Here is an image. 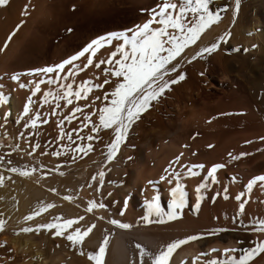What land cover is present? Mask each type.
<instances>
[{"label": "bare ground", "instance_id": "1", "mask_svg": "<svg viewBox=\"0 0 264 264\" xmlns=\"http://www.w3.org/2000/svg\"><path fill=\"white\" fill-rule=\"evenodd\" d=\"M217 8L222 9L219 12L220 19L206 28L197 42L189 45L181 57L177 58L181 63L177 73H185L183 94L179 95L177 92L178 94L168 96L167 89L158 100L152 101L151 107L143 111L132 124L111 161L105 162V145L110 143L113 137L111 130L104 129L99 130V139L89 142L93 150L84 154L85 156H81L75 149L74 152L78 154L75 159L63 163L59 162L62 150L56 151L60 153L56 156H53L51 151L45 154L47 146L45 147V144L40 142V137L30 130L34 128L39 131V116L44 115V118L56 108L53 105L55 100L52 99L59 88H43V93L51 91L52 95L44 103H41L40 97L30 99L29 113L23 112V106L29 97L30 88L11 86L7 89L9 101L6 106L11 117L8 124L0 121V141L4 144L9 142L15 148L19 146L21 151L12 156L0 157V218L5 221L0 236L5 235L9 240L14 254L0 264H94L87 254L98 249L104 236H108V241L102 264H140L136 244L155 252L173 239L193 234H197L198 239L179 246L169 257V264H193L194 256L195 264H204L206 259L222 258L224 248L236 249L232 254L239 256L240 249L254 247V241L264 239V233L251 231L250 223L257 218L264 219V186L257 182L251 189L246 187L248 180L253 176L264 174V168L260 171L264 162L254 166L255 173L247 175L243 172L246 171L244 167L251 166L248 162L264 158V140H261V137H264V126L255 125L256 127L242 130L228 129L216 134L208 133V127L207 132L202 131V134L187 129L192 122L214 126L219 125L220 119H227L230 114L246 115V110H251L246 109L247 105L244 106L248 100L246 97L254 100L257 110L264 112V94L260 97L259 93V88H264V0H239L238 6L235 0L212 1L211 10L216 11ZM3 27L0 28V36L5 31L3 29H6ZM7 32L3 37H6L4 35ZM226 33L230 35L220 42L215 51L185 62L201 47ZM16 42L18 41L15 38L10 39L9 47L16 48ZM7 48L12 54L13 49ZM6 50L2 55L8 54ZM7 56L3 59H7ZM174 75L168 73V76L173 78ZM61 80L63 83L64 77H61ZM71 81L68 82L72 83ZM189 88L192 92L188 91ZM244 100L246 102L243 104ZM257 112L259 114V111ZM226 116L227 118H224ZM32 117H36L35 126L29 124L28 128H25L24 124ZM93 120H97L96 113ZM235 140H246L249 143L244 149H240L238 144L233 142ZM201 141L216 142L210 152L219 154L217 161L200 158L201 161L196 164H203L204 168L196 170L199 173L197 176L185 175L184 168L176 170V167L189 159L188 148ZM33 145L38 146L35 155L31 153ZM238 150L247 155L231 159L229 153L238 156ZM159 153L163 154L157 158ZM180 153L183 154L180 160L174 161L173 157ZM214 163L223 164L224 167L214 173L215 181L210 178L205 180L207 169ZM11 168L17 171H9ZM70 170H74V174L86 170L87 175L76 179ZM100 171L104 172L102 184L98 175ZM21 172L28 174L21 175ZM173 172L180 174L181 183L187 193L184 207L176 210L180 216L164 222L155 221L156 217L154 220L150 217V222H145L147 202L154 195L158 197L160 207L167 212L171 199L169 190L175 183ZM94 175L96 179H92ZM161 175L165 176V180H160ZM169 177L172 178V184L168 183ZM149 181L153 183L149 184ZM198 183H204L206 186L201 190V203L197 211L193 212L192 205L196 196L194 189ZM98 185L105 186L103 192L96 191ZM104 192L107 197L103 196ZM237 195L241 196L239 201L236 199ZM65 196H71L72 199L65 200ZM89 199L105 203L106 207L99 210L93 208L88 212L86 208ZM219 201L226 205L230 202L232 205H239L248 201L250 206L246 208L251 210H247V215L244 214V220L243 213L229 206L231 209L227 210L232 211L228 214L225 210L227 213L224 214L229 215L225 219L221 211L216 209ZM38 202L52 203L54 207L34 216L32 220L25 221L23 217L37 208ZM201 204L204 205L203 209ZM233 210L235 215L230 216ZM56 215L62 218L83 217L78 226L94 223L95 227L79 245H72L63 236H52L54 229L33 230L28 233L20 231L25 226L34 227L36 224L50 222L51 217ZM111 219H118L130 227L125 229L112 225ZM11 232H14V237ZM212 248L217 251H209ZM200 253L204 255L200 256ZM248 264H264V252L257 253Z\"/></svg>", "mask_w": 264, "mask_h": 264}, {"label": "snow or ice", "instance_id": "2", "mask_svg": "<svg viewBox=\"0 0 264 264\" xmlns=\"http://www.w3.org/2000/svg\"><path fill=\"white\" fill-rule=\"evenodd\" d=\"M7 3V0H0V5ZM212 0H162L157 4L154 9L148 10V19L142 24L134 26L132 29H125L121 31H110L103 35L96 36L89 43L85 44L82 48L76 51L73 55L61 60L54 65L45 66L43 68H33L29 70V74L36 73L38 76L42 74H51L47 78V84L52 85L54 82H59L61 77H64V82L60 83V87L54 97L56 100H63L66 104H71L72 101L69 97H73L79 101L82 97L87 98L91 87L96 89H102L101 95L103 97V103L96 109L93 105L92 111L96 113L97 120L90 118V113H83V124L86 127L91 124L90 133L86 138L79 137L82 140L87 139L92 141L93 139H99V130H111V142L106 144V160L111 161L119 145L124 141L128 130L132 124L139 118V115L151 107V102L158 100V98L169 89L170 85H174L177 82L185 78V73L180 71L177 73V69L181 67L180 61L177 59L181 57V54L189 45H193L197 42L201 33L205 31L213 22L220 19L219 12L222 10L217 8L216 11L211 10ZM236 6L239 4V0H235ZM26 7V6H25ZM227 8V5L224 6ZM142 11H144L142 9ZM233 16H235V8L233 10ZM17 28L20 27L18 24ZM69 31H71L69 29ZM11 33L8 36V40L11 39ZM230 33L219 36L214 42L208 44L205 47H201L185 62L195 60L197 57H201L204 53H212L215 51L221 41L225 40L226 36ZM115 41L114 49L105 57L99 60H94V54L97 53L104 45H112ZM7 43V40L5 41ZM2 50V49H0ZM246 51V49H245ZM85 58L82 64L77 63L79 58ZM102 65H108L103 67V80L102 82H93L92 78L82 80L79 84L69 83L77 72H81L88 69L89 66H93L95 69H101ZM67 66V68H65ZM63 70V71H62ZM168 73L175 74L174 78L168 76ZM203 75V73H201ZM53 77L56 78L54 81ZM112 78H115L114 80ZM12 80H18V74H12ZM112 84L110 89H106V86ZM20 87H24L23 84ZM41 90V80L37 79L35 86L31 89V92L36 93ZM52 95L51 91H45L43 96L40 97L41 103L47 101V98ZM96 100L101 97H96ZM0 103H7L5 97L0 95ZM30 103V101H29ZM29 103H25L23 106V112L29 113ZM88 107V105H85ZM81 109L78 106L71 108V114L65 115L64 120L72 118V114L80 112ZM5 117L8 113L3 114ZM36 117H32L28 123L24 124L25 128H28L29 124L35 126ZM63 123V121H61ZM75 131H79L76 129ZM264 140V137H261ZM249 143V141H245ZM37 145H33L32 148L35 151ZM209 148L212 145H208ZM77 152H88L93 150L91 143H80L75 146ZM195 154V153H193ZM53 156L60 155V153L52 152ZM183 154L180 153L173 157L174 161H179ZM247 153L241 152L238 156H234L229 153L231 159L235 160L239 157H243ZM180 168L185 169V175L197 176L199 173L197 169L204 168L203 164L185 165L180 164ZM223 164L214 163L207 169V176L205 180H216L215 172L217 169L223 168ZM9 171H17L15 168L9 169ZM167 172V169L165 170ZM27 172H21V175H27ZM100 177V183H103L104 172L98 173ZM175 176L174 186L170 187L171 199L168 203L167 212H165L158 203V197L153 196L150 201L147 202L148 212L145 214V222L149 221V215L155 213L160 217V222H164V219L174 220L180 216L177 209H182L185 205L187 193L185 186L181 183L180 174L173 172ZM2 179V178H0ZM92 179H96L94 175ZM160 180H165V176L161 175ZM260 182L261 186H264V174L253 176L248 180L246 187H251ZM152 184V181L148 182ZM168 183L172 184V178L169 177ZM206 185L204 183H198L194 189L195 203L192 205L193 212L197 211L198 206L201 203L202 196L201 190ZM99 185L96 191L99 192ZM55 191V189H51ZM227 198V197H225ZM65 200H71V196H65ZM239 201L240 195L236 196ZM52 203L38 202L37 208H34L29 215L23 217L25 221L32 220L34 216H37L47 209L53 208ZM106 205L101 202H94L89 199L87 201L86 211L91 212L93 208L102 209ZM245 205L241 203L239 205L240 210H243ZM123 214V210H121ZM83 217L75 218H62L60 215L51 217L50 222L43 224H36L34 227L25 226L20 229L21 232L28 233L33 230L39 231L44 229H54L51 232L52 236H63L72 245H79L85 237L89 235L92 229L95 227L94 223L87 226H78V222L82 221ZM112 225H117L120 228H129L130 225L122 223L118 219H111ZM252 224L251 231L257 233H264V219L257 218L250 221ZM5 221L0 218V230L3 229ZM243 228L244 225L242 224ZM218 231V230H217ZM198 239L197 234L186 235L183 238L173 239L166 245L161 246L158 251L150 252L142 247L140 244H136L138 255L140 257V264H169V257L171 254L181 245L190 241ZM108 236H104L103 240L99 243L98 249L88 252L87 256L94 264H102L106 242ZM254 247L240 249V255L235 256L232 253L236 251L233 248H224L222 250L224 256L214 257L204 260V264H248V261L252 260L257 253L264 252V239L254 241ZM211 252L217 251V249H209ZM203 256V253L199 254ZM193 264H195L196 257L193 258Z\"/></svg>", "mask_w": 264, "mask_h": 264}, {"label": "rangeland", "instance_id": "3", "mask_svg": "<svg viewBox=\"0 0 264 264\" xmlns=\"http://www.w3.org/2000/svg\"><path fill=\"white\" fill-rule=\"evenodd\" d=\"M161 2L162 0H7L6 4L0 5V28L5 26L6 29H3L5 30L4 33L7 32L8 30L6 35H4L6 37H3L4 33L1 34L0 36V40H1L0 49H2L0 50V56L2 57V59L0 57V64L2 65V66L0 65V95H3L7 101V103H0V109H1L0 121H2L4 124H8L9 123L8 119H10L11 117L10 111L6 106L9 101V91L7 89H10L11 86L12 88L15 87L30 88L31 90L35 86L36 80L37 79L41 80V90L39 91L41 93L39 92L33 93L29 90L28 93L29 97L26 99V103H29V101L27 102V100H30L34 97L36 98L41 97V94L43 93L42 92L43 88L45 89V88L60 87V84L59 85L57 84L62 83L61 78L59 82H54L52 85H49L47 84V78L51 74H42L41 76H38L36 73L29 74L30 69L43 68L45 66L59 63L61 60L67 58L70 55H73L76 51L82 48L85 44L89 43L96 36L103 35L110 31H121L125 29H132L134 28V26L142 24L145 20L149 18L148 10L154 9L155 6ZM142 9L144 11H142ZM18 24L20 25L19 28L16 27ZM69 29L71 31H69ZM10 33L12 34L11 39L15 38V40L18 41L16 42L17 45L14 43L16 47L14 49L9 47L8 44L10 42V40H8V36ZM2 37L4 40H2ZM6 40L7 43H5ZM114 44L115 41H113L112 45H104L100 49H98L97 53L94 54V60L105 58L114 49ZM6 48L13 49L11 50L13 51L12 54H10L9 53L10 51L6 50ZM5 50L6 52L8 51L7 52L8 54H10V55L7 54L9 57L6 54L2 55V53L5 52ZM4 55L7 56V59L5 58L6 60L3 59V57H6ZM84 59L85 58L82 57L79 58L77 61V63L81 64V67L84 62ZM105 66L108 65H102L101 69H95L93 66H89L88 69H85L81 72H77L71 82L73 84L75 83L79 84L82 80L88 78H92L94 83L102 82L104 78L102 69ZM65 68H67V66H65ZM12 74H18L19 79L12 80L11 79ZM53 79L54 81L56 80L55 77H53ZM183 83L185 84V79L177 82L174 85H170L169 91L166 94L168 96L170 94H178V93L179 95H182L184 90L183 88L185 86ZM21 84H23L24 87H19ZM54 85L57 86L55 87ZM111 85L112 84L107 85L106 89H110L113 86ZM175 86L176 88H174ZM259 89H260L259 93L262 94V95L260 94L261 97L264 94V88H259ZM102 91L104 90L96 89L93 86L91 87V90L89 91L88 97L86 99L82 97L79 101H77L74 100L73 97H69L70 100L73 102L71 103V105L66 104V102L63 100L57 101L55 98L52 99L53 101L54 100L57 101V102L54 101L53 104L56 108L58 107L56 109L53 106L56 109V114L54 113L55 111L54 109L44 118H42L44 115L43 116L40 115L39 118L41 121L39 120V131H35L34 128L30 130L33 134H36V136L40 137L39 138L40 142L45 144V147L47 146L46 147L47 150L45 154H47V151L61 152L62 150L61 153L63 157L61 156L60 159L62 161L60 160L59 162L64 161L66 163L75 159V157L78 155L74 152L76 149L75 146L78 143L80 144L82 142L83 143L90 142L87 139L82 140L81 138H79V137L86 138L89 134H91L90 131H88V127L91 124H88L86 127L83 126L84 125L83 113L85 112L90 113L91 114L90 118L93 120L95 116V112L92 111L93 105L95 106L96 109H98L101 106L102 102H104L103 97L101 95ZM188 91L192 92V90L190 91V88L188 89ZM96 97H102V98L96 100L95 99ZM246 100H244L243 104L246 102L244 105L245 107L247 105L246 109L250 108L252 110L253 108L252 110L253 114L251 113V110H246L247 111V112L245 111L246 115H244V113H242L243 115L241 113L233 114V116L232 114H230L231 116L230 119H229L230 117L229 115L228 118L227 116L224 117L227 118L228 121H225L227 119L224 120L220 119L221 125L219 124L214 126L211 125L206 126L202 124H197L196 122H192L189 123L188 125L189 127L187 126V129L196 130L198 133H201L202 131H203L202 133H206L207 129H209L208 133L216 134V133H221L223 131H227L228 129L242 130L245 128H251L253 126L254 127L260 125L264 126V115H263L264 112L257 110L254 100L250 99V97L249 98L246 97ZM250 100L253 102H250ZM250 103L253 104V106ZM85 105H88V107H85ZM73 106L80 107L81 111L72 114V118H70L69 120H64L63 118L65 115L71 114V108ZM254 106L256 107V110ZM257 111H259V114H257L258 113ZM5 112L8 113L7 117L3 115ZM53 114H55L56 116ZM61 121H63V123H61ZM81 125L82 127H80ZM76 129H79V131H75ZM245 141L246 140H235L233 142L235 144H238L240 149L241 148L244 149V147H246V144H248L245 143ZM214 143L216 142L201 141V142H197L195 145H191V148H188L190 157L183 164L185 165H187L188 163L196 164L197 162H200L202 158L204 159L208 158L211 161L212 160L217 161V158H219L218 157L219 154L214 155L210 152V150L216 145V144L214 145ZM208 145H212V147L209 148ZM20 151L21 149L19 146H16L15 148L11 144H9V142L7 144H4L0 141V157L12 156L14 155V153H19ZM238 151L237 153L239 155V153H241L242 150L241 152L240 150ZM31 153L35 155V153L37 154V151L32 150ZM84 154H85L84 152L82 153L80 152L81 156L86 155ZM162 154L163 153H159L158 154L159 156L157 158H160ZM36 160H38V158ZM259 162L261 163L264 162V158H260L256 161L252 160L251 162H248L249 165L251 166L244 167L246 171L243 172L247 175L250 173L251 174L255 173L256 170L254 169V166L256 164L259 165L260 164ZM263 168L264 166L262 164V168H260V171ZM181 169L182 168L180 167H176V170H181ZM85 171L83 173L74 174L75 171L70 170V173H72L73 177L76 179H78L81 176L80 177L81 179L87 175L86 174L87 172ZM99 188H100L99 191L103 192L105 186L99 185ZM103 194H105V192ZM103 196L107 197L106 194ZM246 202L247 203H244L245 207L243 211L240 210L239 208L240 204L235 205L236 203H234V205H232L233 203L230 202L231 204L229 203L226 205V204H222L223 202L221 201H219L216 204V209L219 212L221 211L220 213H222V216L225 217V219H227L226 218L227 215L224 213L228 212L229 214L232 211V210L228 211L229 209L231 208L234 210L238 209L241 213H243L242 214L243 216L241 215L243 218L244 214L247 215L251 210L248 209L250 206L249 202L248 201ZM201 205L203 209L204 205L203 204ZM229 206L231 208H229ZM225 210H227V212H225ZM234 210L232 214H230V216L235 215ZM154 214L155 213H152L149 216V218L152 217L154 220V218L156 217L155 221L157 220L159 222L160 217H158L156 214L155 216ZM227 217H229V215ZM244 220H246L245 217ZM164 221H167V219L165 218ZM243 223L246 224L245 221ZM10 234L12 237L15 236L14 232H11ZM4 236L3 235L0 236V262L6 260L9 257L14 256L10 248L11 246L10 242H8L9 240H7V238Z\"/></svg>", "mask_w": 264, "mask_h": 264}]
</instances>
